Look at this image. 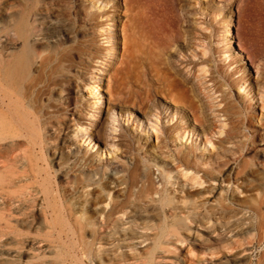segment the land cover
Returning a JSON list of instances; mask_svg holds the SVG:
<instances>
[{
	"label": "bare ground",
	"instance_id": "6f19581e",
	"mask_svg": "<svg viewBox=\"0 0 264 264\" xmlns=\"http://www.w3.org/2000/svg\"><path fill=\"white\" fill-rule=\"evenodd\" d=\"M92 2V7L100 4L97 9L107 3L114 8L119 5L117 0ZM255 3L264 7V0ZM34 4L19 7L14 0H0V15L7 23L4 38L22 42L18 54L4 55L5 45L0 55V242L8 241L7 247L19 248L17 251L27 255L36 244L48 241L60 264H251L250 247L256 238L258 244L264 238V119L255 122L254 115H243L246 107L233 97L231 88L235 85L243 89L252 101L258 96L256 100L264 110V94H260L264 90L263 71H259L254 84L242 74L233 83L221 82V71L209 65L212 49L206 45L209 36L204 33L209 28L197 22L200 33L194 37L187 0H123L129 19L121 27L122 63L129 83L122 99L121 88L112 84L108 71L106 78H98L99 82L85 83L82 78L86 73L80 65H37L41 57L30 46L35 32L31 19L41 10L35 12ZM178 6L184 13L185 27ZM202 11L225 25L223 34L213 32V54L234 71L233 76L239 74L231 15L211 5ZM110 15L111 26L116 27ZM110 38L106 42L113 59L118 53L114 47L117 39ZM183 51L191 54L188 62L174 59L177 53L185 59ZM195 58L200 62L191 67ZM191 74L193 81L189 80ZM85 85L94 98L90 105L82 99ZM253 89H257L255 97ZM103 93L108 94V101ZM157 98L166 104L163 119L167 123L175 119L166 130L157 129L161 117ZM124 100L129 104L126 108L121 106ZM117 108L129 117L138 112L149 123L154 116V126H148L163 135L157 153L162 156L161 176L167 184L174 186L171 179H186L191 174L189 180L197 185L212 187L216 182L226 188L211 190V199L206 202L187 193L182 199L172 197V192L165 194L166 190H158L144 171L142 160L148 154L130 157V165L120 171L122 175L108 178L107 185L93 183V177L108 167L93 163L94 157L103 156L102 146L114 150L123 146V152L133 153L134 143L122 132L112 136L113 142L106 141L108 126L111 133L116 130L113 110ZM199 132L205 139L199 144L203 151L210 147L206 157L196 154L200 147L193 137L198 138ZM77 138L89 148L83 156H79ZM174 138L185 143L190 140L191 146L185 151L172 150L168 141ZM93 150L95 155L91 157L88 151ZM120 186L122 192H114L107 203V197ZM89 187L92 190L85 191ZM242 194L245 196L240 198ZM190 227L203 234L196 235ZM197 249L207 258L195 261ZM183 253L186 258H181ZM170 254L175 259H168ZM217 257L220 259L213 263L211 259ZM258 264H264V251Z\"/></svg>",
	"mask_w": 264,
	"mask_h": 264
},
{
	"label": "rangeland",
	"instance_id": "374dc122",
	"mask_svg": "<svg viewBox=\"0 0 264 264\" xmlns=\"http://www.w3.org/2000/svg\"><path fill=\"white\" fill-rule=\"evenodd\" d=\"M15 2L19 4V7L25 6L26 4L30 6L31 4L35 3L34 5H37L36 8H34L35 6H33L35 12L41 10L40 14L38 13V15L32 17L31 19V23L33 24V26H35V32L31 39L30 46L32 51H34L36 55L41 57L40 59L37 60L38 61L37 65H80L81 70L85 71L86 73L85 77L82 78L83 82L85 81V83H93L95 81L99 82L100 79L98 78L105 77L106 76L105 72L106 73L109 72L108 74L111 76L112 84L119 85L122 91L121 97L122 99L123 98L125 99V95L128 89L127 84L129 83V79L127 77L126 70L124 69L125 64L123 65L122 63L124 58V45H123L121 27L123 24H125L128 21L129 15L125 13L123 7V0H117V2H119V5H117L116 8H114L111 3L110 4L107 3L105 7H103L102 5L100 9H97L100 4H97L95 7H92L91 5L93 3L92 0L91 1L90 0H14V3ZM187 4H189V7L187 8V11L189 10L188 11L189 15H187V17L190 16L188 19L191 22L190 23V26L192 27L191 29L196 35L194 37H198L197 35L200 33L199 26L196 27L197 22H203L204 24L203 27L209 28L208 32H204L206 33L207 36H209V38L206 40V45H208L209 48L212 49V52L210 54L211 62L209 65L214 69H218L221 71L222 77L220 78V81L225 83V81L227 80L228 83L230 82L233 83L234 81H237V78L242 74L243 78L249 80L251 79L250 80L251 84H254L255 83L254 81L258 77L259 71L262 70L264 73V7H259L255 3V0H214L210 2L209 0H187ZM209 5L215 7L216 9H220L223 12L229 13L231 15L230 18L232 24L231 34H233V37L236 41V45L233 48V50L235 51L236 54L239 55L238 57L239 62L236 63L235 65L237 69L240 70L239 74L235 76H233L234 71L232 70L233 71L232 72L231 69H227L226 63L220 61L218 56L213 54V50L216 49V44H215L216 39L213 36V32L214 30L215 31L218 30L221 34H223L225 25H222L220 20H216L214 17L208 16V13H206V11H202L203 9H207ZM111 8L113 9L111 10ZM179 8L180 7L178 6L177 13L181 17V25L185 27V24L183 23V19H182L183 16H181L184 13H180L181 10ZM106 13H109L108 17H106L105 15ZM110 14H113V18H114L113 20L117 22L116 25L117 28L111 26L113 22L111 23L110 21L112 20L111 19L112 15ZM6 24L7 23L3 18V16L0 15L1 57H2L1 50L5 45L7 48L6 50L7 52H3L4 55H11L13 53L18 54L22 49V42L20 40L7 41L4 38L3 30ZM107 26L109 27L111 26L112 28L114 27L115 29H109ZM83 33H86V35L83 36L82 35ZM107 35L111 36L110 38L111 40L117 39L116 40L117 42L114 45V47L116 52L118 53H116V56L113 59L111 58L112 57L111 54L110 53H109L110 55L108 54V51H111V48L106 42L107 41L106 38L108 37ZM12 41L14 44H12ZM227 41L229 40L227 39ZM196 43L198 44V42ZM81 50H82V54L78 55V52H80ZM199 50L200 49L196 50V53L198 55L200 53ZM183 54L185 56V59L183 57L182 59L180 56H178L179 55L178 53L176 54L177 58L175 57L174 59L179 60L180 62H186V61L188 62V60L191 59V54L185 51H183ZM48 58L50 59L49 63L47 60ZM121 58L122 60L120 61L119 59ZM205 58H208V56H206ZM199 62L200 61H198L197 58L192 59V65L190 66L192 67L193 65ZM182 66L179 69H181V72L184 71L183 74L185 75L186 70L185 69L182 70ZM97 70H99V72ZM102 71L104 74L101 73ZM191 75L189 80L193 81L191 79H194L193 77L194 75H192L193 78L191 77ZM104 82L107 83L106 81H103V83ZM85 86L87 88L86 87L82 88L83 89L81 93L82 99L84 103H88L90 105L92 102H94V98L88 92V86L87 85ZM101 87L105 89V91L107 90L106 86L101 85ZM231 90L233 97L241 101V106L246 107V110H243V115H246V113H250L254 115V117H256L255 122L260 119H264V110L261 109V102L260 100L259 101L256 100L259 99V97L256 96L257 89H255V91L254 89L252 90L253 96L254 97L256 96L255 100L253 101L250 96L247 97L244 94L243 89L241 90L238 87H235V85H233ZM260 91H261L260 94L262 93L263 95L264 90H260ZM103 97H105L106 101L109 100L108 94L103 93ZM95 98H97L98 100L96 94H95ZM164 102L165 101L162 98L156 99V104L158 105L159 108V111L157 112L159 113L161 112V117L157 122L158 125L157 129L159 130L160 129L166 130L167 128L171 127L175 121L174 119L173 122L167 123L166 120L163 119V117L165 116L164 115L165 113H163V106H166ZM113 104L116 103L113 102ZM89 105L87 107V112L89 111L88 109H90ZM128 105H129L128 102H126L125 100L121 104L123 108ZM113 111H114L113 116L117 119V122L114 123L116 130L115 132L111 133L110 126H108V130L106 131L107 132L106 141H108V143L113 142V140H111L112 136L118 137L119 134L122 132L126 136H128V139L130 140L131 143H134L131 145L133 149V153L131 155L129 153H126V151L123 152V150H126L125 147L123 146H118V148L115 150L112 148H108L110 152H108V149H106L105 146H102L103 156L100 158L94 157L95 155L94 150L88 151V155L94 157L93 163L97 165L98 164L108 165L105 171H104L105 167L103 168L104 172L102 171L99 173L100 175L98 174L97 176L93 177L92 179L93 183H96L97 185L106 183L107 185L108 178L113 177L114 179H117L119 178V175L120 176L122 175V172L120 171L122 169H125L126 168L125 166L130 165L131 163L130 157H134L135 155L141 157L148 154L146 156V160L145 161L142 160L144 165V171H146L147 175H149L148 177L154 181V183L156 184L155 186L158 188V190H163V189L166 190L165 194H169L172 192L171 194L172 197L174 196L176 198L182 199L185 197V194L187 193L190 195V198L198 199V201L200 202H206L211 199V196L209 194L211 190L213 189L221 190L222 188L224 189L226 188V185H222V188L219 187L218 183L216 182L212 183L213 188L209 187L207 184L197 185L195 184L194 181L189 180L191 174H189L188 178L186 179L184 177H179L177 180L171 179L170 181L172 183H175L174 186L167 184L166 180L164 181L161 176L163 166L162 164H160L159 161L162 159V156H159V154L157 153V146L160 138H162L163 135L157 134L155 133V131H151L149 128V126H154L153 124L155 122L154 116L150 118L152 122L149 123L145 118L142 117V114L138 112H133L132 115H130L129 117L127 114H121L123 112H120L119 108ZM138 118L142 120L141 123L137 124V121L139 120ZM127 119H129L128 122ZM210 119L213 120V117L212 118L210 117ZM213 121L215 123L216 120ZM151 123L152 125L148 126V124ZM217 124L216 126H218ZM136 125H138V127ZM145 127H147L148 129V130L146 129V132L143 131ZM195 127L197 128L198 131H200V128L198 126ZM186 135L188 134L186 133ZM188 137L189 138L192 137L191 133L188 135ZM219 138H222V136L218 137V139ZM195 139H197L196 146L200 147V148L198 147L199 149L196 151V154L197 155L203 154L206 157L209 154L208 152L210 150V147L208 146V150L203 151V145L202 146L199 145L200 143L204 142L205 140L204 137L200 133L198 138H196V136L193 137V141ZM117 140L115 139L114 142ZM76 141L78 142L76 147L78 146L77 150L80 152L79 156H83L84 151L89 150V148L86 147V143H84L83 140L80 141V138H77ZM190 142L191 141L189 140L185 143V140L179 141L176 138H174L173 142L168 141V145L171 147L172 150L185 151L186 147L188 148V146H191ZM192 145L194 146L195 144L192 143ZM201 168L206 169V166H203ZM172 176H175V174H173ZM95 186L96 185L92 186V188H94ZM109 187L112 188L113 185ZM228 187L229 189H231L230 186ZM92 188L89 187L90 190L85 189V191L87 190L88 192H90ZM120 188L123 189V186L117 187L112 191L111 196L107 197L106 200L107 203H109L110 201L108 200H111V197L114 196V192L115 195H118L122 192ZM177 189L178 190L182 189L184 193L183 192L181 193ZM97 194L99 195L98 190H96V195ZM102 195H103L102 199H104V197L106 196V192L102 193ZM244 196L245 195L242 194L240 195V198H243ZM153 197L158 198V196L156 195ZM146 204H148V202H146ZM103 207H105V209H108V207H106L104 204ZM189 229L192 232H195L196 235L198 236H201L203 234L202 231L197 230L194 227H190ZM38 239L39 241L44 240L42 238H38ZM256 241L257 238L255 239L254 244L251 245L250 247L251 250L249 251V257L252 262L251 264H256V263L258 264V260L261 256V253L264 251V238L262 239V242L260 244H258ZM47 242L48 241H43L39 244H36L33 247V250L35 251L29 250L30 252L27 251V255L21 254L20 251H17L19 248L16 247L13 248L11 246L7 247L6 244L8 243V241L0 242V264H60V260L55 258L54 250L52 249L51 244ZM185 251H187V248ZM7 252H9V254ZM201 252H202L201 250L198 249L196 250V252L194 253V256H196L195 261L200 262V259L207 258L203 256ZM175 257L176 256L174 254H170L167 256L168 259H175ZM182 257L186 258V253L185 255L183 253V256H181V258ZM219 259L220 257H217L211 259V261H213L214 263ZM43 261L44 263H42ZM66 264H68V261L66 262ZM86 264H90V263L86 262ZM93 264H98V263H93ZM167 264H172V263L171 261H169L167 262Z\"/></svg>",
	"mask_w": 264,
	"mask_h": 264
}]
</instances>
